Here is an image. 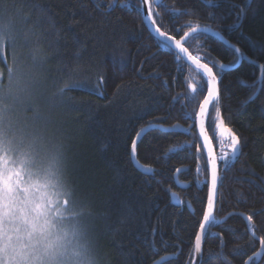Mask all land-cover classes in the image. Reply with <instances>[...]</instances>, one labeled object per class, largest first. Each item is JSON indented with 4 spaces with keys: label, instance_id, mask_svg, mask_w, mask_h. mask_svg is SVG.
Masks as SVG:
<instances>
[{
    "label": "trees",
    "instance_id": "obj_1",
    "mask_svg": "<svg viewBox=\"0 0 264 264\" xmlns=\"http://www.w3.org/2000/svg\"><path fill=\"white\" fill-rule=\"evenodd\" d=\"M150 3L156 25L168 35L181 39L178 29L187 32L192 22L218 31L240 49L242 63L227 71L214 64L234 66L239 55L213 35L199 32L184 44L221 77L217 106L225 126L241 141L240 156L235 162L230 158L227 170L220 169L215 216L228 219L205 236L202 264H264V256L255 257L260 242L249 231L254 226L264 242V69L259 67L264 64V0ZM0 7L6 9L0 23L10 24L15 35L0 50V89H11L8 66L14 74L18 67L35 72L34 83L40 84V91L28 92L25 105L6 119L60 145L65 178L77 204L87 210L100 264H154L164 257L171 258L162 264H186L205 208L209 173L200 174L198 183L195 150L171 149L194 142L196 132L147 131L137 158L154 174L135 167L130 149L150 121L189 129L193 121L185 115L204 98L192 100L188 87L201 84L199 70L158 47L161 41L148 30L140 0H0ZM82 83L89 90L61 94ZM208 131L219 155L215 132ZM223 147L231 157L229 147ZM177 168L184 171L176 173ZM174 193L182 206L172 203ZM233 213L252 215V221ZM153 228L160 229L155 236ZM237 249L243 252L235 254Z\"/></svg>",
    "mask_w": 264,
    "mask_h": 264
},
{
    "label": "snow or ice",
    "instance_id": "obj_2",
    "mask_svg": "<svg viewBox=\"0 0 264 264\" xmlns=\"http://www.w3.org/2000/svg\"><path fill=\"white\" fill-rule=\"evenodd\" d=\"M142 4L146 7L144 11L146 15L151 19L153 16V9L151 7L150 0H142ZM165 7H167L165 5ZM6 9L0 7V12H5ZM184 15L189 14L187 11L182 13ZM152 23L155 26L156 20L152 19ZM189 31L184 32L183 28L178 29V33H183L182 39L177 40L172 36H169L166 32L161 31L160 27H155L156 33L163 38L162 42L158 43V47L163 49H170L175 56L177 50L180 54H184L185 62H191L194 64L195 68L199 70L202 76V82L199 85L191 84L188 87L192 93V100H196L197 96H203L202 102L197 104L196 110L191 114H186V119H191L193 124L190 125L189 129H185V132L189 134L195 130L196 134L194 137V142L180 145L179 148L171 149L172 152H179L185 147L195 150L196 159L198 161L196 165V172L198 174L197 182L199 183V175L203 174L205 171L209 173L208 178L204 181L205 185L209 187V192L205 201V208L202 213V219L198 224V231L194 235V240L192 244V250L189 253V257L186 260V264H195L197 259L203 258V239L207 235H213L211 229L225 223L228 217L223 220L216 218L214 214L215 204L218 202V186L222 184L223 177L219 174L221 168L227 170L229 167L230 156L228 152L224 150L223 144L225 138L228 143V147L231 152V156H237L241 153V141L240 138L232 131V129L225 126L224 120L221 116L220 109L217 106L219 102V82L221 77H218L213 71V67H210L208 63L201 62L202 58L197 55H192L189 52V48L185 47L184 44L188 43L189 39L195 40L198 38V31L200 33L207 32L210 29L200 28L199 24H193L189 22L186 25ZM217 36L221 33L216 32ZM15 35L12 31L11 25L7 23H0V48H2L6 41H14ZM227 42V41H226ZM236 53L240 52L239 48L231 45ZM264 47V46H262ZM207 58V57H205ZM0 59H3L0 56ZM179 59V57H177ZM218 70H222L226 65L214 64ZM260 68L264 69V64L259 65ZM177 71L183 72L184 66L178 64ZM3 73H0L2 76ZM14 75V70L11 66H8V79L11 80ZM102 79V77L100 78ZM89 90L86 84H72L70 87L61 90V94L69 90ZM94 94L101 95L99 91ZM6 106L0 103V220L7 217L13 210H17L21 213L24 212L26 204L24 203L25 196L27 192L26 181L31 175L32 169L37 166V152L36 143L37 137L35 135H30L26 132L24 128H14L11 121L6 119ZM163 119H158L155 122H149L148 129H140L135 139L131 143L130 155L133 159L136 156L137 141L143 139V135L150 130H158L165 133L176 134L171 131V129L163 128ZM180 125L176 124L172 126V129L179 128ZM208 129H212L215 132L216 139L219 146V155L214 151V145L212 142V137L209 135ZM203 163H199L200 160ZM52 163H55L53 160ZM143 173L154 174V169L150 166H143L137 164ZM176 173L184 171V169L177 168L174 169ZM22 194V199L19 201L16 197ZM67 204V201H65ZM231 215H242L239 213H233ZM253 215H259V213H253ZM24 218V217H23ZM247 222L252 221V215L243 217ZM254 226L249 228L252 232ZM160 229L153 228L152 235L155 236ZM222 240V237L218 233L214 234ZM5 233L0 230V241L3 240ZM177 251L175 256L178 258L182 249L179 245H175ZM223 247V245H221ZM243 249H237L235 254H241ZM259 255V253H257Z\"/></svg>",
    "mask_w": 264,
    "mask_h": 264
},
{
    "label": "clouds",
    "instance_id": "obj_3",
    "mask_svg": "<svg viewBox=\"0 0 264 264\" xmlns=\"http://www.w3.org/2000/svg\"><path fill=\"white\" fill-rule=\"evenodd\" d=\"M30 135L37 137V166L26 181L24 223L0 241V264H100L87 210L65 178L60 145Z\"/></svg>",
    "mask_w": 264,
    "mask_h": 264
},
{
    "label": "rangeland",
    "instance_id": "obj_4",
    "mask_svg": "<svg viewBox=\"0 0 264 264\" xmlns=\"http://www.w3.org/2000/svg\"><path fill=\"white\" fill-rule=\"evenodd\" d=\"M0 48V50H2ZM35 72L26 70L22 67H18L16 73L13 75L9 90L4 91L0 89V103L6 106L5 116L16 110L19 105H25V100H28V92L32 93L40 91V84L34 83ZM2 76H0V85L3 83ZM24 89V91H23ZM14 90V91H13ZM228 147L227 141L223 144ZM229 154V153H228ZM16 199L19 201L22 199V194H19ZM24 223L23 213L13 210L7 217L0 220V230H5L10 233H14L18 227Z\"/></svg>",
    "mask_w": 264,
    "mask_h": 264
},
{
    "label": "water",
    "instance_id": "obj_5",
    "mask_svg": "<svg viewBox=\"0 0 264 264\" xmlns=\"http://www.w3.org/2000/svg\"><path fill=\"white\" fill-rule=\"evenodd\" d=\"M140 2H141V9H142V14H143V19H144V22H145V24H146L148 30L150 31V33H151L152 35H154L157 39H159V40L162 42L163 38L160 37V36L156 33V31H155V27H158V26H157V25L154 26L153 23H152L153 16H152V18L150 19V18L146 15V13H145V11H144V8H145L146 6L142 4V0H140ZM200 28L203 29V28H208V27H200ZM208 29H210V30L207 31V33L213 35L215 38L219 39L222 43L226 44V45L229 46V47H231V45H233V44H231V42L228 41V40H227L222 34H221L220 36H217L215 33L218 32V31H215V30H213V29H211V28H208ZM161 31H162V30H161ZM198 33H199V31H198ZM169 36H170V35H169ZM175 39H176V38H175ZM177 40H181V42L184 43V40H183L182 38H181V39H177ZM226 41H227V42H226ZM234 46H235V45H234ZM235 47L238 48L237 46H235ZM231 48H232V47H231ZM177 54H179V55L181 56V58H182L183 60H185L184 54H180V53L178 52V50H177ZM238 55H239V61H238V63H237L236 65H234V66L226 65L225 70H227V71L235 70L236 68H238V67L240 66V64H241L242 61H243V57H242V55H241V52H239ZM187 63L190 64L191 66L195 67L194 64H192L191 62H187ZM148 128H149V126L146 127L145 129H148ZM163 128L171 129L172 132H182V133H187V132L184 131L186 128H184V127H182V126H180L179 128H175V129H172V127H163ZM144 135H145V134H144ZM144 135H143V136H144ZM140 141H141V140H140ZM140 141H137V147H138V144H139ZM212 142H213V141H212ZM213 145H214V143H213ZM214 151H216L215 146H214ZM216 153H217V151H216ZM240 154H241V153H240ZM240 154H238L237 156H234V157L231 156L232 161L235 162L236 159H237V157L240 156ZM132 159H133V158H132ZM133 163H134L135 167H136L138 170H140L141 172H143L139 167H137V164L142 165V164L139 162L138 158H137V149H136V156H135V159H133ZM220 173H221V170L219 171V174H220ZM177 176H178V174H177ZM177 184H178V187L181 188V189H187V188H188V185H186V184H183V183H180V182H177ZM219 186H220V185H219ZM219 186H218V194H219ZM172 203H173L174 205H176V206H182V201H181V199H180V197H179L178 194L174 193V194L172 195ZM216 207H217V203L215 204L214 214H215V209H216ZM229 216H230V215H229ZM242 216L244 217V216H246V215H242ZM246 222H247V221H246ZM247 223L249 224V222H247ZM252 234H253V236L255 237V239H257V240L260 242V250H259V252H258L259 255L256 254L255 257H259L260 259H262V257L264 256V242H263V240H262L261 238L258 237V235H257L254 231H252ZM204 239H205V237H204ZM204 239H203V242H204ZM170 258H171V257H164V258H162L161 260L155 262L154 264H162V263H164L165 261L169 260ZM202 261H203V258H202V259H197V260L195 261V264H202ZM248 264H250V262H248Z\"/></svg>",
    "mask_w": 264,
    "mask_h": 264
},
{
    "label": "flooded vegetation",
    "instance_id": "obj_6",
    "mask_svg": "<svg viewBox=\"0 0 264 264\" xmlns=\"http://www.w3.org/2000/svg\"><path fill=\"white\" fill-rule=\"evenodd\" d=\"M154 19V18H153Z\"/></svg>",
    "mask_w": 264,
    "mask_h": 264
}]
</instances>
